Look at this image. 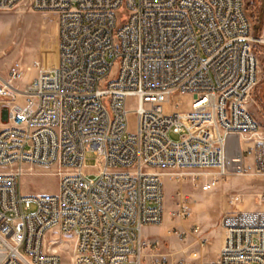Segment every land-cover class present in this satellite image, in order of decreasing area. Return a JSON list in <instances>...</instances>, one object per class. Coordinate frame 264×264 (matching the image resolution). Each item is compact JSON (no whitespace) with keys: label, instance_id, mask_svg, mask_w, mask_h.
Here are the masks:
<instances>
[{"label":"built area","instance_id":"obj_1","mask_svg":"<svg viewBox=\"0 0 264 264\" xmlns=\"http://www.w3.org/2000/svg\"><path fill=\"white\" fill-rule=\"evenodd\" d=\"M21 4L58 14V58L35 60L21 86L20 63L0 80V264H67L59 246L70 239L71 264H198L143 230L165 220L166 176L197 170L211 191L230 173L264 175V130L248 108L264 36L246 1L0 0V10ZM25 166L55 168L58 191L23 193ZM178 195L175 215L188 219L189 196ZM221 226L206 264H264V209L227 212Z\"/></svg>","mask_w":264,"mask_h":264},{"label":"rangeland","instance_id":"obj_2","mask_svg":"<svg viewBox=\"0 0 264 264\" xmlns=\"http://www.w3.org/2000/svg\"><path fill=\"white\" fill-rule=\"evenodd\" d=\"M245 1L254 24L255 17H251V14L255 11L257 15L264 10V0ZM58 32V14L55 12L34 11L24 4L10 10H0V80L10 77L16 63L24 67L22 80L16 82L20 86L36 75L37 69L33 66L35 60L46 66H54L58 58ZM254 32L256 37L264 36V22L262 29ZM254 49L259 59V71L248 108L264 130V43H255ZM5 100V97L0 96V129L9 123L8 103ZM133 106L130 102V107ZM167 109H171V106H167ZM170 136L178 139L177 134L170 133ZM95 165L96 155L88 152L85 170L95 172ZM196 173L197 170L187 171L180 180L177 176L173 180L166 176L165 220L159 226H145L143 234L146 240H159L162 252H176L175 258L178 260H193L198 264L202 261L206 264L211 261L209 255L215 250V243H220L222 239L221 218L225 214L226 204L231 206L233 212L249 207L264 208V202H258L259 194H264V175L230 173L220 178L218 185L211 191H202L200 185L206 178ZM58 184L55 168L39 166L27 168L18 181L19 189L31 195L56 193ZM180 191L189 196L192 206V216L184 220L175 215ZM234 195H240L241 198L236 204L231 202ZM33 211L34 204L30 212ZM194 224L201 226L202 236L190 231ZM185 227L188 229L185 230ZM169 230L172 231L171 235L168 234ZM174 230L186 231V237L179 240ZM68 242L59 248L64 261L71 264L73 240Z\"/></svg>","mask_w":264,"mask_h":264},{"label":"crops","instance_id":"obj_3","mask_svg":"<svg viewBox=\"0 0 264 264\" xmlns=\"http://www.w3.org/2000/svg\"><path fill=\"white\" fill-rule=\"evenodd\" d=\"M250 162V161H249ZM249 162H247L248 164H249ZM251 163V162H250ZM212 193H210V195H211ZM254 208H252V207H249V208H247V209H244V208H242V209H240V210H253ZM257 209H264L263 207H261V208H257ZM254 210H256V209H254ZM239 211V210H238ZM224 212L225 213H227V212H233V210H232V208H231V206L230 205H228V204H226L225 205V209H224ZM185 230L186 229H188V228H184ZM223 239H224V232H223V236H222V239H221V241H220V243H215V245H216V248H215V250L209 255V258H210V262H213L214 260H216V258L218 257V254H219V251H220V247H221V245H222V243H223ZM172 252V251H171ZM174 255V257H175V254H176V252H172ZM201 264H205V262H202L201 261Z\"/></svg>","mask_w":264,"mask_h":264},{"label":"trees","instance_id":"obj_4","mask_svg":"<svg viewBox=\"0 0 264 264\" xmlns=\"http://www.w3.org/2000/svg\"><path fill=\"white\" fill-rule=\"evenodd\" d=\"M251 17H255L254 24H253L254 31H260L263 27V22H264V10L259 11L257 15H256V12L254 11L253 15L251 14Z\"/></svg>","mask_w":264,"mask_h":264}]
</instances>
